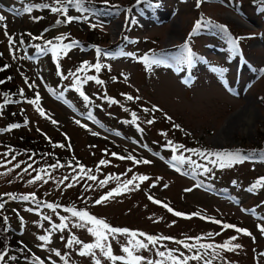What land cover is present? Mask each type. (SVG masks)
<instances>
[{
  "label": "rangeland",
  "instance_id": "obj_1",
  "mask_svg": "<svg viewBox=\"0 0 264 264\" xmlns=\"http://www.w3.org/2000/svg\"><path fill=\"white\" fill-rule=\"evenodd\" d=\"M83 1L87 9L84 12L74 4H66V15L77 17L68 23L62 12L50 10L59 7L57 0H0V15L6 18L0 22V49L23 90V95H18L19 101L11 108L0 102V203L4 204L0 209V227L10 234L3 264H94L93 256L79 254L82 245L67 246L72 238L94 243V237L88 231L92 225L73 226L82 221L65 211L63 206L66 205L83 209L111 227L172 238L162 239L155 246L149 245L148 250L136 253L147 260L161 259L156 255L158 250H174V254L184 256L204 251L197 247L186 249L176 241L196 245V238H201L199 244L220 245L237 237L232 242L241 247L235 251L218 249L219 256L212 264H251V261L264 264V233L258 227L264 226V186L252 187L260 179L257 175H264V161H245L221 168L209 162L212 158L183 150L173 153L166 147V141L172 140L190 148L224 150L256 144L259 133H264V74L260 71L264 69V36L255 20L264 22V0L261 3L201 0L199 6L197 0H152L142 3L139 13L122 8L118 14H113L104 0ZM135 1L107 0L120 7ZM46 4L50 7H43ZM28 8L30 12L26 11ZM200 13L206 19L198 20ZM195 21L201 23L199 35L187 42L190 24ZM91 24L99 26L92 28ZM220 26H226L227 31ZM243 32L251 35L239 42L240 56L233 48L232 39ZM61 33H65V39L56 40L58 44L70 45L68 43L82 40L88 33L94 39L104 33L107 45L115 47L121 40L123 49L98 57L94 48L77 44L67 54L54 56L50 50L39 52L29 35L52 37ZM10 38L15 41L13 44L9 43ZM185 44L194 54L191 64L187 62ZM100 49L108 53L104 46ZM12 52L16 53L14 58ZM152 53L162 63L148 70L139 58ZM72 58L87 59L102 67L99 71L94 67L86 76L76 78L71 75L75 62ZM49 67L58 69V75H52ZM214 68L221 71H213ZM187 78L189 84H186ZM97 80L103 83L98 84ZM126 95L139 99L129 101ZM37 96L48 118L42 117L28 102ZM247 103L252 107L255 125L241 131L234 125L240 122L239 116ZM153 106L162 111H143ZM16 110L24 114V123L18 124L8 117ZM132 113L138 117L135 123H131ZM165 116L171 117V121ZM53 120L57 123L53 124ZM147 120H155V123L148 124ZM173 124L180 125L183 131ZM165 132L167 137L161 135ZM39 133L46 135L48 139L43 140L53 152L79 159L86 171L81 172L77 162L56 166L58 164L50 158L43 168L36 170L33 158L4 144L26 146L18 137L26 134L36 137ZM185 137H192L198 145L185 143ZM181 155L190 158L192 163H177L174 157ZM119 156L126 159H118ZM128 156L151 163H134ZM102 160L107 163L101 164ZM28 165L31 167L25 172ZM204 168L209 171L205 172ZM37 175L43 176V180L29 183ZM89 175L95 179H88ZM141 175L149 179L134 180L128 191L96 204L123 182ZM102 180L108 183L101 186ZM199 185L209 192L224 191L227 186L235 200L227 201L202 192L197 188ZM249 186L257 195L252 207H249ZM14 192L16 199L7 195ZM26 195L56 202L58 206L41 209L31 199H20ZM150 196L157 201L165 200L172 209L186 212L197 209L223 224L234 222L252 235L245 236L195 216L190 219L175 216L162 204L150 200ZM250 211L253 213L248 214ZM65 217L67 227L61 231L55 226ZM40 236L50 237V242L39 240ZM128 239L126 235H117L115 239L110 235L108 243L114 255H125L121 249ZM138 239L143 241L144 237ZM16 242H23V252L13 251ZM95 259H99L100 264H112L99 250H95ZM189 264H204V261L190 260Z\"/></svg>",
  "mask_w": 264,
  "mask_h": 264
},
{
  "label": "snow or ice",
  "instance_id": "obj_2",
  "mask_svg": "<svg viewBox=\"0 0 264 264\" xmlns=\"http://www.w3.org/2000/svg\"><path fill=\"white\" fill-rule=\"evenodd\" d=\"M60 0H57V3H59ZM67 2L69 4H74L78 10H80L81 12L87 11V9H85L83 7L82 4V0H67ZM148 2V0H137V4L140 3H146ZM201 0H197V6H199ZM104 4L106 6H108V2L107 0H104ZM33 7H39L38 5H33ZM43 7L45 8H49V5H44ZM111 7H115V6H111ZM50 10L53 13H58V12H63L65 14H67V8H61V7H51ZM26 11H31V8L26 9ZM5 16L0 15V22L5 21ZM77 19V17H71V16H67L66 15V20L68 23H71L73 20ZM60 21H58L57 23H59ZM92 28H96L97 26H99L98 24H91L90 25ZM201 27V23L197 22V24L194 26L193 28V33H195L199 28ZM225 32L227 31L226 27L224 26H220ZM7 35V32L5 33ZM32 39L36 40V39H42V37H35L33 36ZM58 41H63L65 39L64 36H60L56 38ZM242 39V38H240ZM15 41L10 38L9 39V43L13 44ZM21 43H23V41H21ZM78 42L77 41H73L72 44L70 45H66L63 43L60 44H53L52 40L47 41V45H52L51 49L45 47L43 49H41L39 47V45H37V50L41 53L47 52V51H51L52 54L54 56H58L60 53H64L67 54V52L71 49L72 46L77 45ZM238 44H239V39H232V45L234 50L238 51ZM184 48L187 52V62L188 64H191L194 60V54L191 52V49L188 47L187 44L184 45ZM97 52V56L100 57L102 54L105 56H108L110 54L108 53H102V50L97 48L96 49ZM130 55V54H129ZM29 59H31V57H29ZM140 62H142L145 65V68L148 70H151V68L153 66H159L162 61L161 59L155 54L152 53L151 55L149 54H145L143 57L139 58ZM89 65L85 62V64H83L81 66L80 71H83L84 69L88 68ZM96 71H99L102 67V65L100 63H96L94 65ZM3 70V69H0ZM213 71H221L219 69H213ZM261 74H264V69H261ZM65 79L67 77H64ZM88 79H92V77H88ZM128 77L125 76V80H127ZM27 83V80L25 81ZM78 82V81H77ZM98 84H102L103 81L97 80L96 81ZM0 83H2V81H0ZM21 95H23V90H21ZM81 96L84 97L85 100L88 99L87 96H84V94L81 92ZM125 98L129 101H132L134 99H139V97H133L131 95H126ZM6 102H7V97H6ZM29 103L33 104L36 107V110L39 112V114L42 117L48 118L46 116V113L44 112V110L42 108H40L39 106V96H37V98L35 100H31L28 101ZM111 103H116L115 100H110ZM144 112H158V111H162L161 109H159L156 106H153L152 109H143ZM89 118H91V114H89ZM165 118L169 121H171V117L165 116ZM138 117L136 115V113H132V121L131 123H135L137 121ZM53 124L57 123L55 120L52 121ZM77 124L80 123L79 120L76 121ZM146 123L148 124H153L155 123V120H147ZM13 128L19 127V125H12ZM174 128L180 129L181 131H183V129L180 128V125H176L173 124ZM93 135H97V133H93ZM161 135L167 137L168 133H161ZM57 147H63V145H57ZM166 147L171 148V150L173 151V153L183 149L184 151H189V152H193L201 157H215V160H210L209 162L217 165L221 168L226 167V166H231L233 164H237V163H243L245 160L249 159L250 157L247 155H244L241 153L240 150L237 151H216V152H205L204 150H197V149H184L183 145H175L174 142L172 140H167L166 141ZM116 155V154H113ZM118 159H126V157L123 156H119L117 157ZM127 159L129 160H133L134 163H143V164H150L151 161L144 159L141 161H137L135 160L132 156H128ZM174 160L177 163L183 164V163H192V161L190 160V158H187L183 155L179 156V157H174ZM101 164H106V161H100ZM59 166V165H56ZM15 167H20L19 163L15 165ZM31 165H28L27 168L24 169L25 172L28 171V168H30ZM55 167V166H54ZM197 167H200L199 165H197ZM43 171V170H42ZM80 171L81 172H85L86 170L83 168V166H80ZM87 171H91V170H87ZM205 172H208L209 169L208 168H204ZM88 179L92 180L95 179V177L89 175ZM139 180L141 182L149 179L146 176H138V177H133V179L127 180L125 182H123L122 185H120L119 187H117L116 189H114L113 191L108 192L105 196H103L101 199L96 201V204H102L105 201H108L109 199H111L113 196L115 195H120L123 191H128L129 190V186L133 185L134 180ZM38 180H43V176L41 175H37L32 181H29V183H35ZM47 182V181H45ZM108 183V180H102L100 181L101 186L106 185ZM257 186H264V178L259 179L256 184H254L252 187L253 189H255ZM136 188L139 187V185H135ZM9 196H11L12 199H16L17 197H15L12 194H7ZM20 199L23 200H35V196L31 195V196H22L20 197ZM150 200H152L153 198L150 196L149 197ZM154 203L157 204H161L160 201L157 200H153ZM48 208H53L52 204H47L46 205ZM165 208H167V210L171 213H173V215L175 216H180L186 219H190V216H185V214L180 213V212H175L172 208L168 207L167 205H162ZM4 208V204L0 203V209ZM28 211H32V209H28ZM71 212V215L73 217H77L80 221H82L81 224L78 225H73L74 227H85L86 225H92V227L88 228L89 233L94 237V243H82V241L72 238L68 241L67 246L71 247L73 244H77V245H82L81 250L79 252V254L81 256H93L94 257V264H100L99 259H95V250H99V252L109 261L112 262V264H117V262H120V264H165V261H168L169 264H189L190 260H195V261H200L203 259L204 264H212V261L214 259H216L219 256V252L217 251L218 249H222L225 251H235L236 249L240 248L241 245L240 244H233L232 241L236 240L237 237H232L230 240L225 241L223 244L220 245H213V244H199L198 241L201 238H196L197 239V244L196 245H192V244H187L184 243L182 241H176L177 244H183V247H185L186 249L191 250L193 247H197L198 249H203V252H199L197 251L196 254L191 255V256H184L183 253H180L179 255L174 254V250H168V251H157L156 255L158 257H160L161 259L159 260H147L145 257L141 256V255H136L137 252L141 251V250H148L149 245L155 246L158 241L162 240V239H172L170 237H154V236H150L147 235L146 233H138V232H134V231H130L127 229H118L115 227H111L109 224H107L104 220L98 219L92 215H90L88 212L86 211H77L76 209H70L68 210ZM247 211V210H246ZM193 215L196 216H200L201 219H207V217H204L202 215H200L199 213H194ZM67 218H62L61 220V224L60 225H56V228H59L61 231L67 227V224L64 223V221ZM7 220V217H5V221ZM212 223H216V224H221V226L224 229H234L237 233H242L245 236H251L252 234L247 230V229H241L236 227L235 225H231V224H223L221 221L218 220H212ZM259 227V231L261 233H264V226H258ZM111 235V238L115 239L117 235H126L127 237H129L127 244L125 246L122 247V252L125 254L123 256H117L113 254L112 251V246L110 243H108L109 237ZM213 234H209V236H212ZM218 235V234H217ZM138 237H144V240H140L138 239ZM39 240L45 242V243H49L50 242V237L48 236H40L38 238ZM145 241H147V243H145ZM209 252H211V256L209 257ZM7 253L4 251H0V264H3V261L5 260ZM56 255H60L59 252H56ZM12 259H15V257H12ZM38 260V258H36ZM40 264H42V262H40Z\"/></svg>",
  "mask_w": 264,
  "mask_h": 264
},
{
  "label": "trees",
  "instance_id": "obj_3",
  "mask_svg": "<svg viewBox=\"0 0 264 264\" xmlns=\"http://www.w3.org/2000/svg\"><path fill=\"white\" fill-rule=\"evenodd\" d=\"M148 1H152V0H148ZM82 2H84V1L82 0ZM256 2L257 3H261L262 0H256ZM67 3H68L67 0H60L59 7L65 8ZM108 6L109 7L115 6V7H111L113 10H110L113 14H118L119 10L122 9V8L125 11H130L131 9L139 10V8H140V4H137V1L132 2V3L128 4V5H124L123 7H120V5H118L116 2H108ZM61 14L62 15H66L63 12ZM204 18H205V16H203L202 13H200V15H198V20H203ZM255 20L260 24L261 29H258V30H260L261 34L264 36V22L261 19H257V18H255ZM195 25H196V21L193 23V25L190 24L189 33L186 36L187 37V42H188V40H191L192 38H195L196 35H199V30H197L195 33H193V28H194ZM224 27H226V26H224ZM226 29H227V27H226ZM91 31H92V29H91ZM65 33L57 34V35H54L52 37L43 36L42 39H36L34 41L36 42L37 45H39L38 43H40V47L51 48L52 45H47V41L52 40L53 44H58V43L55 42L57 40L56 38L60 37V36H65ZM95 34L97 35L98 33H95ZM27 35H28V33L26 35L24 34V37L27 36ZM29 35L31 37H33L32 34H29ZM249 35H251L249 32L248 33H244V32L243 33H238L236 35L235 39H239V42H243V41H246L245 39H247L249 37ZM21 37H23V34H22ZM105 37L106 36H105L104 33H99V35H97V38L95 37V39H94L93 36L91 35V33H88V34H86V36L82 40L78 39L77 42H78V45L84 44V45H87L89 47L94 48L95 50L97 48L100 49L101 46H104V48L107 50L108 54H113V53H115L117 51H121L123 49L121 40H119L117 42L115 47H112L110 45H107V41H106ZM240 38H242V39H240ZM73 41H76V40H73ZM73 41H71L68 44H71ZM59 43H61V42H59ZM188 47L192 51V48L189 45H188ZM238 48L241 49L240 48V44H238ZM15 54L16 53L12 52V55H14L13 58L15 57ZM73 60H75V59H73ZM85 62L89 65V67L84 69L83 71H80L81 66L83 64H85ZM0 69H3V70H0V81H2V83H0V102L4 106H6L7 108H11L12 106L15 105L14 103L19 101L18 95L21 93L22 86L17 81V79H16V77L14 75L12 66H11L10 62L4 57L1 49H0ZM49 69L51 70L52 75H54V76L58 75L57 74L58 69L53 68V67H49ZM93 69H94V63L93 62H91V61H89L87 59L86 60L77 59L73 63V69H72L73 70V72H72L73 74H71V75L72 76L75 75L76 78H79L81 76H86L90 71H93ZM6 97H7V102H6ZM8 117L10 118V120H15L16 123H18V124H22V123H24L26 121V118H25L24 114L20 110H16V111L10 113L8 115ZM18 138L20 139L21 142L25 141L26 142V146H20L18 144H12L10 142H5L4 144L7 147H9L11 150H17V151L21 152L20 154H26L28 157L33 158L34 159L33 163L35 164L34 166L36 167V170L37 169L39 170V169L43 168L44 164L46 163L47 159H49V158L53 162L57 163L58 165L63 164V163L75 164V162H77V166L78 167L81 166V163H80L79 159H76V158H73V157H68V156L65 157V156H62V155H59V154L53 152L51 147L48 144H45V141L43 139H48V138L46 137V135H44L42 133L37 134L36 137H33V136H30V135L26 134L24 136H19ZM185 138H186L185 143L198 145V143L196 141H193L192 137H185ZM174 144L175 145H179V144H176L175 142H174ZM184 149L204 150L206 153L207 152H216V151H225V150L234 152V151L240 150L242 154L247 155V156L250 157L249 159L245 160L247 162L248 161H264V133L260 132L259 133V138L257 139L256 144H252L250 146L241 145L238 148H228V149H224V150H211V149H203V148H199L198 149V148H190L189 146H184ZM181 150H183V149H181ZM184 152L185 153H190L189 151H184ZM209 158H212L213 160H215V157H209ZM257 177L261 179V178H264V175H263V173H259L257 175ZM197 188L200 189L202 192L211 194V195H213L215 197H219V198L225 197V199H227V200H235V198L231 197V193L229 191V187H227V186L225 188H223L224 191H218V192H216V191L209 192V191L203 190V189H201V185H199ZM247 190H249L251 192V198L249 199L250 200V206L249 207H252L257 202L256 199H254V197L257 196V195H256L255 191L250 186L247 188ZM15 194H16L15 192L12 193V195H15ZM152 198H153V200H155L154 197H152ZM249 200H247V201H249ZM32 201L41 209L48 208L46 206L47 204H52L53 207L54 206H58V204L56 202L51 203V202H49V201H47L45 199H41V198H37V197H35V200H32ZM160 202H161L162 205H167L168 204V202H166L165 200H160ZM63 209L65 211H67V212H70L68 210L75 209V208L66 205V206H63ZM173 210L175 212L183 213V214H185V216H195L198 219H201L200 216L193 215L194 213H199L200 215H202L204 217H207V219H201L204 222H211L212 220H218L219 221L218 218L212 217L211 215H209V214H207V213H205L203 211L197 210V209L189 210L187 212L183 211V210H179V209H173ZM77 211H84V210L83 209H79ZM250 212H252V211H250ZM229 224L235 225L236 227H238V225L235 224L234 222H230ZM115 228H118V227H115ZM118 229L130 230L128 228H118ZM130 231H132V230H130ZM9 237H10V234L7 232V230L2 228V227H0V240H1L0 247H2L3 251L8 250L6 245H7V240H8ZM15 244H16V246L14 248L15 250H13V251L23 252V246H24L23 242L22 243L16 242ZM194 254H195V252H194ZM240 261H241V258H240ZM251 264H259V263L251 261Z\"/></svg>",
  "mask_w": 264,
  "mask_h": 264
},
{
  "label": "bare ground",
  "instance_id": "obj_4",
  "mask_svg": "<svg viewBox=\"0 0 264 264\" xmlns=\"http://www.w3.org/2000/svg\"><path fill=\"white\" fill-rule=\"evenodd\" d=\"M243 110L244 112L239 116L240 122L236 123L234 127L241 131H248V129L253 128L255 125V116L249 103L244 106Z\"/></svg>",
  "mask_w": 264,
  "mask_h": 264
}]
</instances>
